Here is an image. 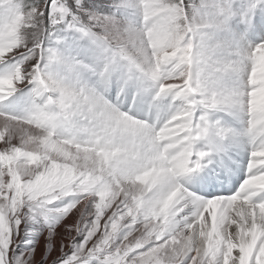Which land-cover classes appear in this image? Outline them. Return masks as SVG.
<instances>
[{"label":"snow or ice","instance_id":"6c2138e0","mask_svg":"<svg viewBox=\"0 0 264 264\" xmlns=\"http://www.w3.org/2000/svg\"><path fill=\"white\" fill-rule=\"evenodd\" d=\"M0 264H264V0H0Z\"/></svg>","mask_w":264,"mask_h":264}]
</instances>
